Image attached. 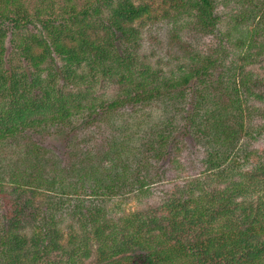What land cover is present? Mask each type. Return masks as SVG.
<instances>
[{
    "label": "trees",
    "instance_id": "16d2710c",
    "mask_svg": "<svg viewBox=\"0 0 264 264\" xmlns=\"http://www.w3.org/2000/svg\"><path fill=\"white\" fill-rule=\"evenodd\" d=\"M217 2L154 59L149 4L0 0V264H264V0Z\"/></svg>",
    "mask_w": 264,
    "mask_h": 264
},
{
    "label": "rangeland",
    "instance_id": "374dc122",
    "mask_svg": "<svg viewBox=\"0 0 264 264\" xmlns=\"http://www.w3.org/2000/svg\"><path fill=\"white\" fill-rule=\"evenodd\" d=\"M174 1V0H173ZM172 0H136L138 3H146L151 7V16L148 19L142 21V29L141 34L143 37V49L144 52H150L154 50L158 42L154 41V38L161 40V45L163 48H167V38L171 33H176V28L180 31V37L184 41L189 42L193 46L197 47L201 53H207L213 50L219 39L216 37V33L214 34H206L201 35L195 29V25L192 23H187L188 18L186 16L181 17V15L175 19L174 16L177 14L178 10L172 9L171 5H173ZM180 4L181 1L187 0H177ZM260 1V0H259ZM258 0H218L217 2V16L220 17V21L222 22L219 29H224L227 27L226 24H230L231 21L242 11L248 9L252 6L251 3H258ZM249 10V9H248ZM247 11V10H245ZM167 15H174L173 18L169 20ZM174 20H177L176 22ZM171 21V22H170ZM218 30V29H217ZM163 50V49H162ZM161 49H156L152 53L154 54V59H158L160 56L156 55L157 53H161L163 55ZM191 143V141H190ZM47 146L49 144L53 145L58 152L63 151V145L58 142V140L47 141L45 143ZM193 150L195 148L193 147ZM135 201H130L128 207L134 208Z\"/></svg>",
    "mask_w": 264,
    "mask_h": 264
}]
</instances>
